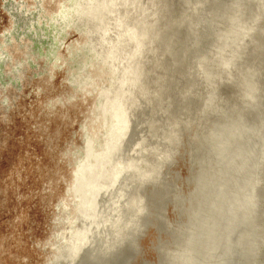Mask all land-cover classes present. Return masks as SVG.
Returning a JSON list of instances; mask_svg holds the SVG:
<instances>
[{
  "label": "rangeland",
  "instance_id": "rangeland-1",
  "mask_svg": "<svg viewBox=\"0 0 264 264\" xmlns=\"http://www.w3.org/2000/svg\"><path fill=\"white\" fill-rule=\"evenodd\" d=\"M140 1L158 53L112 156L124 169L79 212L107 76L74 82L87 37L52 19L69 0H0V264H264V0Z\"/></svg>",
  "mask_w": 264,
  "mask_h": 264
},
{
  "label": "bare ground",
  "instance_id": "bare-ground-1",
  "mask_svg": "<svg viewBox=\"0 0 264 264\" xmlns=\"http://www.w3.org/2000/svg\"><path fill=\"white\" fill-rule=\"evenodd\" d=\"M69 2L52 19L55 23L75 24L87 37L74 55L73 60L77 61L74 82L78 81L80 87L94 85L89 72L92 67L107 76L105 84L100 86L94 112V120L101 123V134L87 135L86 147L74 171L71 189L80 212L84 204H93L95 195L107 183L115 182L124 169L118 162L113 165L112 156L121 146L138 96L143 95L147 54L151 57L158 53L156 42L161 33L157 29L158 13L150 10L151 7H142L140 0ZM218 63L229 66L232 57L222 54ZM75 244L73 240L76 251L80 245Z\"/></svg>",
  "mask_w": 264,
  "mask_h": 264
}]
</instances>
